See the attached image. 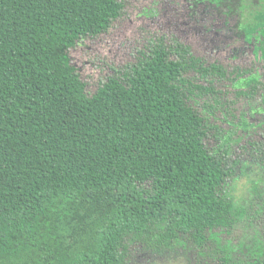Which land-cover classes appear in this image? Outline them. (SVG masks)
I'll return each instance as SVG.
<instances>
[{
  "label": "trees",
  "instance_id": "trees-1",
  "mask_svg": "<svg viewBox=\"0 0 264 264\" xmlns=\"http://www.w3.org/2000/svg\"><path fill=\"white\" fill-rule=\"evenodd\" d=\"M122 10L0 0V264H129L137 247L264 264L263 248L245 256L233 241L253 227L262 236L264 199L233 206L241 159L218 144L223 122L247 130L264 106V73L159 38L88 96L69 51Z\"/></svg>",
  "mask_w": 264,
  "mask_h": 264
},
{
  "label": "rangeland",
  "instance_id": "rangeland-1",
  "mask_svg": "<svg viewBox=\"0 0 264 264\" xmlns=\"http://www.w3.org/2000/svg\"><path fill=\"white\" fill-rule=\"evenodd\" d=\"M242 1L122 0V13L107 31L94 38H82L70 49L71 63L84 82L88 96L108 77L128 72L159 38L167 44L173 39L189 44L207 61L219 60L226 65L253 71L260 69L264 73V0H245L246 8L241 11ZM253 77L239 80L233 87L244 88ZM252 112L247 113L245 119L249 124L247 130L232 127L245 123L244 120L221 125L225 134L219 139V146L224 144L231 149L229 162L241 159L236 170L242 171V176L229 188L234 199L242 194L250 199L255 195L264 199V163H259V158H264V106L261 102L253 104ZM210 146H214L212 141ZM246 180L247 188L244 187ZM257 228L253 227L249 234L242 231L243 235L233 240L237 253L246 256L247 251L250 254L256 251V246L264 250V227H260V237L255 234ZM131 254L129 264L204 263H199L197 258L195 263L188 250H178L176 256L172 252L170 255L151 254L137 247Z\"/></svg>",
  "mask_w": 264,
  "mask_h": 264
},
{
  "label": "clouds",
  "instance_id": "clouds-1",
  "mask_svg": "<svg viewBox=\"0 0 264 264\" xmlns=\"http://www.w3.org/2000/svg\"><path fill=\"white\" fill-rule=\"evenodd\" d=\"M247 180L245 181L244 187L247 188ZM248 199H250V197H246V195H238L235 199H234V203L233 206L234 207H238L241 210L245 209L248 207ZM240 219H244L243 216L240 217Z\"/></svg>",
  "mask_w": 264,
  "mask_h": 264
}]
</instances>
